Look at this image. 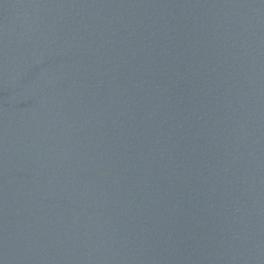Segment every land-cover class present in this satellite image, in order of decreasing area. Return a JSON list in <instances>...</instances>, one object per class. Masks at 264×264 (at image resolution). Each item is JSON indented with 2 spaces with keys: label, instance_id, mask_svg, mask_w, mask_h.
Masks as SVG:
<instances>
[{
  "label": "water",
  "instance_id": "water-1",
  "mask_svg": "<svg viewBox=\"0 0 264 264\" xmlns=\"http://www.w3.org/2000/svg\"><path fill=\"white\" fill-rule=\"evenodd\" d=\"M0 264H264V0H0Z\"/></svg>",
  "mask_w": 264,
  "mask_h": 264
}]
</instances>
